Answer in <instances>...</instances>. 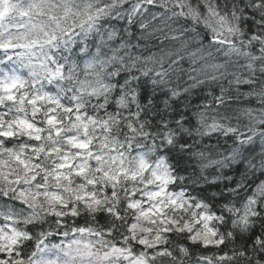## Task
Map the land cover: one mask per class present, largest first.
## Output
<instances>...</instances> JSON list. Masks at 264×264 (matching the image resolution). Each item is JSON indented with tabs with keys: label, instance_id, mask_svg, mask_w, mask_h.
Wrapping results in <instances>:
<instances>
[{
	"label": "clouds",
	"instance_id": "obj_1",
	"mask_svg": "<svg viewBox=\"0 0 264 264\" xmlns=\"http://www.w3.org/2000/svg\"><path fill=\"white\" fill-rule=\"evenodd\" d=\"M0 264H264V0H0Z\"/></svg>",
	"mask_w": 264,
	"mask_h": 264
}]
</instances>
